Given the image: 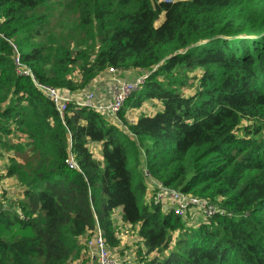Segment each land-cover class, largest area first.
Returning <instances> with one entry per match:
<instances>
[{"label": "trees", "instance_id": "16d2710c", "mask_svg": "<svg viewBox=\"0 0 264 264\" xmlns=\"http://www.w3.org/2000/svg\"><path fill=\"white\" fill-rule=\"evenodd\" d=\"M58 5L77 9V36L44 32L43 9ZM10 40L39 83L62 91L110 67L150 70L120 113L128 131L86 106L61 117L18 74ZM146 100L160 110L130 123L126 110ZM10 135L27 142L0 146L26 159L7 170L22 197L17 210L0 201V264H72L97 226L117 247L120 207L145 264H264V0H0V137ZM150 179L217 210L191 223L154 204Z\"/></svg>", "mask_w": 264, "mask_h": 264}, {"label": "built area", "instance_id": "2783aa9c", "mask_svg": "<svg viewBox=\"0 0 264 264\" xmlns=\"http://www.w3.org/2000/svg\"><path fill=\"white\" fill-rule=\"evenodd\" d=\"M9 43L14 51L13 59L18 74L31 78L33 84L54 102L58 112L63 118L66 113H70V105H73L74 109L86 106L90 109L96 110L107 120H111L114 123H122L119 117L126 101L145 85L147 78L151 74L150 70H140L142 72L139 73L134 80H127L122 75L124 70L110 67L108 72L112 75L110 80L112 84L111 99L99 101L95 97L94 91L90 89H85L82 96L79 99H76L71 92L62 91L59 88L39 83L31 69L22 63L21 52L11 40ZM154 69H156V67ZM125 131L127 132V129ZM66 163L71 169H79L72 153L69 154ZM146 175L149 174L146 173ZM150 180L157 184L156 188H153L155 189L152 198L154 204H162L164 207H170L177 216L185 219L187 214L197 210L201 213L203 219H207L214 215L217 210L216 204L207 199L183 191L181 192L175 188L165 187L155 180ZM86 250L90 252L89 254L91 256H93L94 261L92 264H125L124 260L118 259L112 254L111 247L108 245L103 235V231L98 226L90 236V239L86 244Z\"/></svg>", "mask_w": 264, "mask_h": 264}, {"label": "rangeland", "instance_id": "374dc122", "mask_svg": "<svg viewBox=\"0 0 264 264\" xmlns=\"http://www.w3.org/2000/svg\"><path fill=\"white\" fill-rule=\"evenodd\" d=\"M51 10H53L52 13H48L46 15L47 24L44 27V32L54 33V34H58V35L66 36V37L77 36L76 34L81 32L80 26L77 25V20L78 22L80 21H79V14H77V9L75 7L68 8L62 5H58L54 9H52V7H50L49 9H43L42 13H47L48 11H51ZM163 18L164 16L163 14H161L159 20L156 22V26L161 24ZM182 72H185V71L183 70ZM201 74H202V70L198 68L195 71H189L188 74L186 75V79H188L189 82L192 83L196 81L201 76ZM77 75H78V72L75 71L74 77L76 80H79L80 78L79 77L77 78ZM135 78H126V79L134 80ZM193 89H190L189 86H186L182 89V91L186 94H189L193 92ZM92 90L94 91L95 97L99 101H105V100H109L112 98L111 82H110V95L108 98L100 99L96 95L97 94L96 90L94 89ZM150 103H151L150 100H146L143 102L141 107L129 108L128 110H126L125 116L128 118V121L130 123H133L136 118L137 113L140 111H143L147 107V105H150ZM108 121L114 123L111 120H108ZM116 123L120 125L121 127H123L124 130L127 129L126 126L123 125L122 123H118V122ZM0 138L2 141L9 142V144L10 143L25 144L27 142L25 137L19 139V138H16V136L14 135H10V137L5 136V137H0ZM94 154L96 158L99 157V152L98 153L94 152ZM24 155L25 154H17V152L14 150H7L4 146H0V189H1L0 201L3 203V207L7 210H14V209L17 210V202L22 197V194H21L22 186L19 184L16 177H9L7 175V170H8V167L12 159H16L17 161H23L26 159ZM145 172L147 173V171ZM150 185L152 188H156L157 184L153 183V181L150 180ZM217 201L220 202V198ZM18 211L20 212V210ZM201 216L202 215L199 211L194 210L190 212L189 214H187L185 219H191L192 220L191 223L197 224L199 222L198 220L203 219ZM117 232L121 236L120 238L121 244L117 247H111L112 254L118 259L124 260L125 263L127 262V263L134 264L133 253H136L138 258H139V255H142V256L145 255V251L143 250L142 245L140 246L141 238L137 236L138 235L137 228L133 227L132 225L129 227L122 226L120 228L118 226ZM89 239H90L89 236L82 237V243H84V248L81 251V255L79 259L74 261L72 264H83V263L92 264L93 263L94 261L93 256H91L89 254L90 252L86 250V244L89 241ZM118 253H121V255ZM165 253L167 254L168 251H165ZM154 255L155 253H152L148 256V258L149 259L154 258L155 257ZM122 256H124V258H122ZM141 263L145 264L144 261H142Z\"/></svg>", "mask_w": 264, "mask_h": 264}, {"label": "crops", "instance_id": "0c3cea01", "mask_svg": "<svg viewBox=\"0 0 264 264\" xmlns=\"http://www.w3.org/2000/svg\"><path fill=\"white\" fill-rule=\"evenodd\" d=\"M140 73V70L139 69H128V70H124L122 72V75L126 78H135L138 74ZM111 77L112 75L107 71L99 74L92 82L91 84L89 85L88 88L86 89H94L96 90V95L98 96V98L100 99H105V98H108L109 95H110V80H111ZM110 81V82H109ZM85 90V89H84ZM84 90H78V91H75V92H71L72 95L76 98V99H79ZM149 108V109H148ZM160 104L157 103V101L153 100L150 105H147V107L143 110V111H140L137 113L136 115V118L134 120V122L137 120V117L141 114V113H144L146 115H153L155 114L158 110H160ZM133 122V123H134ZM123 128V127H122ZM89 148L90 150L95 153H98L99 152V157L97 159H100L102 160V146H101V143L99 142H91L89 143ZM98 150V152H97ZM95 155V154H94ZM121 213H122V207L118 208L116 210V213L114 215V220H115V225H116V229H118V226L119 228L122 227V226H131L127 223H124L122 222L121 220ZM117 235L119 237V239L121 238V236L118 234L117 232ZM137 235V234H136ZM138 236V235H137ZM139 237V236H138ZM142 242V240H141ZM121 255V253H118ZM122 258H124V256H122ZM133 260L134 262H139L140 260L138 259L137 257V254L136 253H133Z\"/></svg>", "mask_w": 264, "mask_h": 264}]
</instances>
